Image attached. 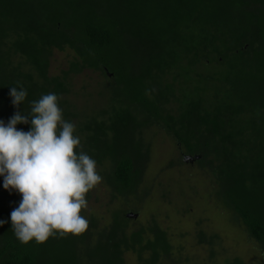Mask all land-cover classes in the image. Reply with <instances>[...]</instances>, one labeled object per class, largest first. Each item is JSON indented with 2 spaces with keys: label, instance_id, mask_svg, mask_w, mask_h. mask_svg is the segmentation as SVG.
<instances>
[{
  "label": "trees",
  "instance_id": "trees-1",
  "mask_svg": "<svg viewBox=\"0 0 264 264\" xmlns=\"http://www.w3.org/2000/svg\"><path fill=\"white\" fill-rule=\"evenodd\" d=\"M54 50L69 56L57 72ZM84 70L100 85L84 81L76 90ZM12 87L27 92L18 107ZM49 93L76 126L77 151L99 167L87 206L92 197L99 202L94 189L105 191L107 206L115 201L102 218L82 209L88 227L80 235L24 244L10 221L22 196L0 176V264H123L128 251L137 264H246L217 259V226L195 232L194 241L207 245L203 257L182 260L153 215L129 224L121 197L137 192L153 133L176 144L161 168L167 190L182 179L173 168H199L218 216L231 212L259 246L254 264H264V0H0V120L28 115ZM28 118L16 128L30 130ZM225 219L222 229L232 222ZM79 242L95 249L85 262L71 251Z\"/></svg>",
  "mask_w": 264,
  "mask_h": 264
},
{
  "label": "clouds",
  "instance_id": "clouds-1",
  "mask_svg": "<svg viewBox=\"0 0 264 264\" xmlns=\"http://www.w3.org/2000/svg\"><path fill=\"white\" fill-rule=\"evenodd\" d=\"M9 95L18 107L27 92L12 87ZM57 102L56 94H45L32 102L28 115L16 112L6 125L0 120V176L5 189L22 196L10 221L24 244L82 234L88 227L80 214L87 207L86 194L102 180L96 161L77 151L81 140L74 135L76 126L63 119ZM29 116L30 130H18L16 125L29 123Z\"/></svg>",
  "mask_w": 264,
  "mask_h": 264
},
{
  "label": "rangeland",
  "instance_id": "rangeland-1",
  "mask_svg": "<svg viewBox=\"0 0 264 264\" xmlns=\"http://www.w3.org/2000/svg\"><path fill=\"white\" fill-rule=\"evenodd\" d=\"M68 58L67 52L54 50L50 64L51 72H57V69L64 65V62L68 61ZM97 75L94 71H85L76 74V85L74 88L80 90V86L84 84V81L94 82V87H97L100 85V79ZM103 93L107 94L104 90ZM77 98L80 97L78 96ZM77 103H81V101L77 99ZM149 131L150 129L148 133ZM156 134H151L150 158L143 171L141 183L137 187L138 192L133 194L125 193L121 197L124 199L121 200L124 213L138 212L137 219H133L131 215L129 216V224L133 226L138 225L139 222L146 223L145 218L148 217L149 219L153 215L159 225L168 231L170 240L177 250L176 255L182 260H186L189 256L195 258L203 257L205 253L203 247L207 248V245L197 244L194 241L195 232L198 228H203L205 231L214 230L216 226L220 230L218 231L222 241V246L219 245V251L216 253L218 254L217 259H221L222 255L224 258L239 256L246 264H254L258 257L261 259L257 242L248 234L239 221L231 217V212L224 209L223 216H218L215 202L209 201L210 196L206 195L207 192L204 188L205 181L201 176L204 172L202 173L199 168L190 167L191 169H189L187 164L185 169L173 168V172L180 174L179 178L182 179L179 182L177 181L174 187L170 189L172 192L167 190L169 181L164 177L167 174L162 172L161 168L165 160L173 157L172 155L175 154L176 144L174 140L172 143L165 136L161 135L156 137ZM171 147H173V150ZM98 168L96 165V170ZM176 191H183L184 197L178 195L174 197ZM92 194L93 196L97 195L99 197V202L95 201L92 197L87 207L98 209L99 212L97 214L102 218L104 216H101L102 210L104 211L112 206L111 204L115 200L107 203L109 205L107 206L105 204L107 201L105 191H102L100 194L94 189ZM138 196L142 198L139 199ZM224 219L226 222L227 220H231L232 222L227 228L222 229L221 223H223ZM106 222L108 221L104 218L101 223L105 225L104 223ZM100 229L104 232L102 235L104 239L106 237L111 238V235L109 236L105 232L109 228L105 229L101 226ZM88 248L90 249V247L84 246L79 242L73 245L71 251L73 255L77 256L79 262L81 260L85 262L95 250H89ZM123 264H137L135 255L130 251L125 253Z\"/></svg>",
  "mask_w": 264,
  "mask_h": 264
},
{
  "label": "flooded vegetation",
  "instance_id": "flooded-vegetation-1",
  "mask_svg": "<svg viewBox=\"0 0 264 264\" xmlns=\"http://www.w3.org/2000/svg\"><path fill=\"white\" fill-rule=\"evenodd\" d=\"M137 192H138V190H137ZM125 215H126L127 217H128L129 215H131V216L133 217V219H135L134 217L137 216V213H135V214L132 215L131 212H127Z\"/></svg>",
  "mask_w": 264,
  "mask_h": 264
}]
</instances>
